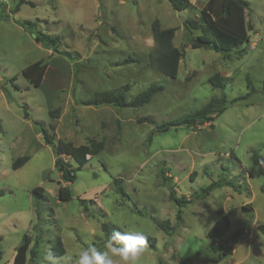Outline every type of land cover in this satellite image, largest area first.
I'll use <instances>...</instances> for the list:
<instances>
[{
  "label": "rangeland",
  "instance_id": "1",
  "mask_svg": "<svg viewBox=\"0 0 264 264\" xmlns=\"http://www.w3.org/2000/svg\"><path fill=\"white\" fill-rule=\"evenodd\" d=\"M31 1L34 5L15 11L19 0H0V189L5 192L0 197V264H11L25 234L34 238L38 214L32 190L37 186L44 187L54 216L43 200L41 225L49 232L30 264H51L49 254L56 257L47 240L50 232L61 236L66 251L56 257L57 264L87 243L102 249L108 238L104 221L156 239V247L147 246L137 264L209 263L212 245L226 253L217 264H264V168L258 165L264 159V0H249V42L228 56L189 42L185 20L198 18L208 0H190L192 6L180 11L168 0ZM155 19L162 28L175 27L174 45L185 48L175 78L151 64ZM17 20L36 21L38 30ZM38 31L59 35L58 50L38 41ZM130 56L139 60L122 62ZM39 60L47 68L37 85L29 67ZM215 74L226 77L224 88L211 83ZM154 82L164 89L141 107L83 104L124 85L131 99ZM241 96L215 117L213 126L156 130L157 124L201 109L212 97ZM54 109L58 117L50 114ZM36 120L52 126L55 141L78 146L96 139L104 148L67 183ZM24 155L29 159L14 169L13 162ZM114 178L122 179L124 192ZM59 181L70 185V200L59 199ZM215 181L221 186L195 197ZM171 190L192 201L179 207L170 199ZM153 218L169 221V232ZM215 226L222 233L211 237Z\"/></svg>",
  "mask_w": 264,
  "mask_h": 264
},
{
  "label": "trees",
  "instance_id": "2",
  "mask_svg": "<svg viewBox=\"0 0 264 264\" xmlns=\"http://www.w3.org/2000/svg\"><path fill=\"white\" fill-rule=\"evenodd\" d=\"M171 6L175 10H184L190 8L192 3L190 0H168ZM34 5L31 0H19L15 7V11L20 9L22 4ZM250 7L249 0H208L200 11V16L198 18L192 19L188 18L185 20V28L189 31V42L192 47H205L211 48L216 51L222 52L225 56H228L230 52L241 48L246 42H249V31L251 26L247 20V10ZM20 26L24 28L37 29V22L32 20H17ZM175 27L162 28L159 19H155L152 23V34L155 42L154 50L150 54L151 64L153 68L162 74L175 78L178 73L180 60L185 56V48L177 47L174 45V37L176 32ZM194 31H198V34H194ZM36 39L43 42L46 46H49L54 51L58 50L61 45V37L59 35H50L41 31H38ZM139 59L134 56L124 59L122 62L138 61ZM47 66L43 60H39L33 63L30 67V73L33 75V82L37 85L41 84V79L46 70ZM211 83L215 87L224 88L226 77L220 74H215L210 78ZM251 83V79L248 78V84ZM164 86L159 83L150 84L145 90L141 91L139 94L135 95L131 99L127 96V91L129 90L128 85H124L116 90H108L96 93L92 97L83 101L85 105L100 106L103 104H112L116 107H141L154 98V96L161 92ZM243 98L237 97L228 100L226 97H212L201 109L182 117H178L161 124L156 125L157 131H166L171 127L179 126H201L209 123L213 126V121L216 116L221 114L227 107L228 104L234 103L237 100ZM53 117L59 116V109H54L50 111ZM25 117H29L28 112H25ZM142 120L154 123L155 121L150 117H144ZM39 133L46 144L53 147L55 154V166L58 168L61 179L67 183H72L76 179V171L81 169L88 161L89 158L99 154L104 148V142L96 139H89L86 144L74 145L70 141H65L59 139L55 141L54 135L50 132L52 126L49 128L45 127L42 122L34 121ZM62 156L69 157L76 164L75 167L71 166L67 160ZM29 156H20L13 162V168L17 169L22 166ZM163 178L166 181H170V178L162 173ZM114 184L117 190L124 192V188L121 185L122 179L114 178ZM230 183V182H229ZM221 186V182L215 181L209 184L206 188H203L195 197L204 198L208 196L211 191ZM264 191V188H263ZM4 190L0 189V197L4 195ZM32 194L36 199V209L38 214V221L33 225V230L35 231L34 238L32 239L30 235L25 234L22 243L17 247L13 264H30L38 256V245L41 240L45 238V235L49 232L41 225V215H40V205L44 200L47 204L46 209H48L54 216V208L50 206V201L45 194V189L42 186H37L33 188ZM58 197L62 201H68L72 198L70 185L63 184L59 181ZM170 199L174 200L179 207L184 206L186 203L191 202V199H186L185 197L178 198L175 196L174 191H170ZM85 206V200L81 201ZM87 209V206H85ZM222 212L219 209L218 214ZM182 210L179 208L177 213V218L181 219ZM154 221L163 228L166 232L168 231L169 221H159L153 218ZM40 220V221H39ZM55 221V219L53 218ZM102 231L109 237L114 230L117 228L108 222H103ZM264 229V227H261ZM120 230V229H119ZM169 232V231H168ZM222 229L215 226L211 232V237L220 236ZM53 249L54 256H62L65 254V247L62 238L59 234H48L47 239ZM149 247H156V239L148 236ZM210 253L208 255V262L203 264H217L225 256L226 253L220 250V247H211ZM3 258V251L1 248V237H0V261ZM191 259H186L183 264H191Z\"/></svg>",
  "mask_w": 264,
  "mask_h": 264
},
{
  "label": "clouds",
  "instance_id": "3",
  "mask_svg": "<svg viewBox=\"0 0 264 264\" xmlns=\"http://www.w3.org/2000/svg\"><path fill=\"white\" fill-rule=\"evenodd\" d=\"M258 165L264 168V159H259ZM148 245V236L140 230H114L105 240L103 248L92 243L81 247L79 252L66 255L64 264H137L139 257ZM51 264H57V258L49 254Z\"/></svg>",
  "mask_w": 264,
  "mask_h": 264
},
{
  "label": "crops",
  "instance_id": "4",
  "mask_svg": "<svg viewBox=\"0 0 264 264\" xmlns=\"http://www.w3.org/2000/svg\"><path fill=\"white\" fill-rule=\"evenodd\" d=\"M14 257H15V255H14ZM14 257H13V259H12V262H11V264H13V261H14Z\"/></svg>",
  "mask_w": 264,
  "mask_h": 264
}]
</instances>
